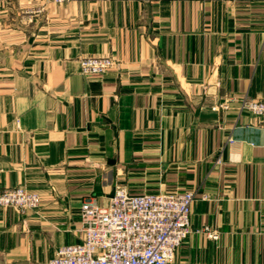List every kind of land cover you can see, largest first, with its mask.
Segmentation results:
<instances>
[{
  "label": "crops",
  "instance_id": "1",
  "mask_svg": "<svg viewBox=\"0 0 264 264\" xmlns=\"http://www.w3.org/2000/svg\"><path fill=\"white\" fill-rule=\"evenodd\" d=\"M101 56L120 69L84 76ZM243 97L264 100V0H7L0 190L41 206L0 208V264L79 243L83 203L118 186L195 193L174 264H264V118L241 113Z\"/></svg>",
  "mask_w": 264,
  "mask_h": 264
},
{
  "label": "built area",
  "instance_id": "2",
  "mask_svg": "<svg viewBox=\"0 0 264 264\" xmlns=\"http://www.w3.org/2000/svg\"><path fill=\"white\" fill-rule=\"evenodd\" d=\"M6 1L0 0V11ZM120 67L111 56L81 60L82 74L87 77L103 76ZM233 102L235 98H226L214 110L228 111ZM239 102L241 113L264 118V100L243 97ZM229 142L234 143L231 138ZM195 201L193 191L136 195L118 186L107 205L83 203L81 241L60 248L47 264H174L177 250L192 233ZM40 206V195L25 187L0 190V208L35 211ZM203 231L210 239H219L216 230L205 227Z\"/></svg>",
  "mask_w": 264,
  "mask_h": 264
}]
</instances>
